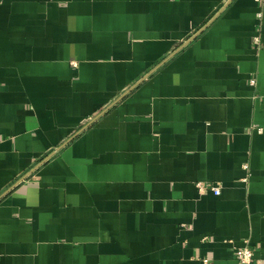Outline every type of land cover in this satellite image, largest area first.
<instances>
[{
    "label": "crops",
    "instance_id": "0c3cea01",
    "mask_svg": "<svg viewBox=\"0 0 264 264\" xmlns=\"http://www.w3.org/2000/svg\"><path fill=\"white\" fill-rule=\"evenodd\" d=\"M245 242L264 264V0H0V264Z\"/></svg>",
    "mask_w": 264,
    "mask_h": 264
},
{
    "label": "built area",
    "instance_id": "2783aa9c",
    "mask_svg": "<svg viewBox=\"0 0 264 264\" xmlns=\"http://www.w3.org/2000/svg\"><path fill=\"white\" fill-rule=\"evenodd\" d=\"M259 40L258 36L254 37V42L257 43ZM250 84H255V79H250ZM262 130L261 128L259 129ZM196 186L198 187L200 192H205L207 190H211L215 194H219L220 188L218 185L208 184L206 182H197ZM235 257L238 264H250L253 262V249L251 246L245 242L243 246L236 248ZM209 260L207 258L202 259V264H209Z\"/></svg>",
    "mask_w": 264,
    "mask_h": 264
}]
</instances>
